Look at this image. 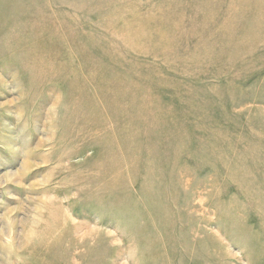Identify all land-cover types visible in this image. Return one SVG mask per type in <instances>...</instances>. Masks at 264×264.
I'll return each instance as SVG.
<instances>
[{
  "label": "rangeland",
  "instance_id": "obj_1",
  "mask_svg": "<svg viewBox=\"0 0 264 264\" xmlns=\"http://www.w3.org/2000/svg\"><path fill=\"white\" fill-rule=\"evenodd\" d=\"M0 264H264V0H0Z\"/></svg>",
  "mask_w": 264,
  "mask_h": 264
}]
</instances>
